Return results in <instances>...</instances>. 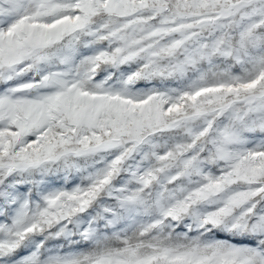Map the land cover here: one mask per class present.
<instances>
[{
	"label": "snow or ice",
	"instance_id": "6c2138e0",
	"mask_svg": "<svg viewBox=\"0 0 264 264\" xmlns=\"http://www.w3.org/2000/svg\"><path fill=\"white\" fill-rule=\"evenodd\" d=\"M0 264H264V0H0Z\"/></svg>",
	"mask_w": 264,
	"mask_h": 264
}]
</instances>
